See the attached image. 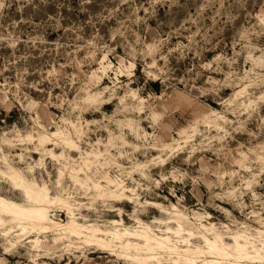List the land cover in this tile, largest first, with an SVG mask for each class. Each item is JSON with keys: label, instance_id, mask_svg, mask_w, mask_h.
<instances>
[{"label": "rangeland", "instance_id": "obj_1", "mask_svg": "<svg viewBox=\"0 0 264 264\" xmlns=\"http://www.w3.org/2000/svg\"><path fill=\"white\" fill-rule=\"evenodd\" d=\"M88 160L95 179L119 177L137 200L77 185L71 167ZM9 165L70 194L80 222L110 228L119 207L127 226L164 229L170 215L154 202L177 206L196 233L214 225L230 245L240 232L264 241V0H0V169ZM11 186L0 174V193L26 203ZM10 227L0 224V264H137L55 232L12 247Z\"/></svg>", "mask_w": 264, "mask_h": 264}, {"label": "bare ground", "instance_id": "obj_2", "mask_svg": "<svg viewBox=\"0 0 264 264\" xmlns=\"http://www.w3.org/2000/svg\"><path fill=\"white\" fill-rule=\"evenodd\" d=\"M104 105L107 106L108 102ZM75 130H77L76 126ZM52 135L60 140L63 147L71 150L78 148L69 132L57 130ZM49 138L50 136L44 134L39 137V140L43 144ZM168 146L171 145H165V147ZM51 155L54 157L55 153ZM101 155V152H92L88 156L97 160ZM92 165L94 163L88 160L77 168L71 167L72 180L77 185L94 190L96 196L108 198L112 202L128 204L135 201L136 197L132 196L136 195L135 189L128 187L123 179L113 178L109 174L95 179L96 172H92ZM9 170L4 172L0 169V174H3L11 183V187L20 191L27 200L26 203L19 202L0 193V224L4 226L11 224L10 228H6L5 236L9 238V245L12 247L19 241L29 239L33 232L37 234L55 232L56 242L68 240L70 241L68 246H70L73 238L77 237L85 244L97 245L102 247L101 249L116 252L137 264H242L244 260L264 262L263 238L252 240L249 235L240 232L233 236L234 244L230 245L226 243L223 234L218 232L214 225L211 227L202 225L196 233L192 227H187L185 224L189 217L175 205H172L173 210L170 211L158 203H151L152 207L159 208L162 213L170 215V221L164 222L166 224L164 229L156 230L137 217L138 226H127L122 208L119 207L113 208V211H118L119 219L113 220L110 228L106 226L103 228L97 223L80 222L70 201V194H52L47 184L28 179L22 171L10 165ZM63 175L64 172L60 171V177ZM57 209L67 211L66 222L56 219L53 212ZM171 221L175 222L176 226H171ZM209 234L213 236L210 237ZM196 237L201 238L204 245H195L191 242ZM29 242L34 249L41 248L40 236ZM165 255L169 258H164Z\"/></svg>", "mask_w": 264, "mask_h": 264}]
</instances>
